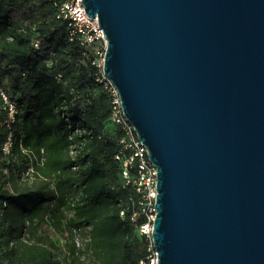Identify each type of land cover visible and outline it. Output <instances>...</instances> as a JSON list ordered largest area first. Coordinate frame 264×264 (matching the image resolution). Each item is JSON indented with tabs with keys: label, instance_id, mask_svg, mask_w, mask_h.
I'll use <instances>...</instances> for the list:
<instances>
[{
	"label": "water",
	"instance_id": "obj_1",
	"mask_svg": "<svg viewBox=\"0 0 264 264\" xmlns=\"http://www.w3.org/2000/svg\"><path fill=\"white\" fill-rule=\"evenodd\" d=\"M156 167L157 264H264V0H81Z\"/></svg>",
	"mask_w": 264,
	"mask_h": 264
},
{
	"label": "trees",
	"instance_id": "obj_2",
	"mask_svg": "<svg viewBox=\"0 0 264 264\" xmlns=\"http://www.w3.org/2000/svg\"><path fill=\"white\" fill-rule=\"evenodd\" d=\"M58 1L0 0V90L17 108L8 127L0 95V264H138L111 97Z\"/></svg>",
	"mask_w": 264,
	"mask_h": 264
},
{
	"label": "built area",
	"instance_id": "obj_3",
	"mask_svg": "<svg viewBox=\"0 0 264 264\" xmlns=\"http://www.w3.org/2000/svg\"><path fill=\"white\" fill-rule=\"evenodd\" d=\"M57 17L67 21L68 40H76L84 47L83 54L87 51L94 53L92 63L97 67L96 80L102 84L103 88L110 94L111 111L110 121L120 132L117 139L118 150L114 159L121 167V177L123 185L131 187L135 193V209L131 213V220L136 221L138 216L142 221L136 225L137 233L145 240L146 253L138 264H157V252L152 242V223L155 217L156 208L154 206L155 183L157 181L156 167L147 157L145 146L138 139L132 124L124 117L121 102L117 90L109 79L102 72L103 57L106 47L105 36L99 28L97 17L86 15L85 9L81 6V0H59ZM34 47H38L37 41L33 42ZM3 100V109L6 112V124L14 122L17 112L15 100L8 94L0 90ZM11 136L9 135L2 149L9 152ZM124 215V210L120 211Z\"/></svg>",
	"mask_w": 264,
	"mask_h": 264
}]
</instances>
